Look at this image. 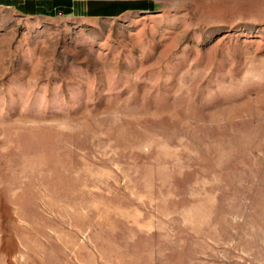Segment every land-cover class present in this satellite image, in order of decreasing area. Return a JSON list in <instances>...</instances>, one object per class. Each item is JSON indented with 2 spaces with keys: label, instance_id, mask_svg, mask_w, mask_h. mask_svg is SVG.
I'll use <instances>...</instances> for the list:
<instances>
[{
  "label": "rangeland",
  "instance_id": "obj_1",
  "mask_svg": "<svg viewBox=\"0 0 264 264\" xmlns=\"http://www.w3.org/2000/svg\"><path fill=\"white\" fill-rule=\"evenodd\" d=\"M0 264H264V0L0 3Z\"/></svg>",
  "mask_w": 264,
  "mask_h": 264
},
{
  "label": "crops",
  "instance_id": "obj_2",
  "mask_svg": "<svg viewBox=\"0 0 264 264\" xmlns=\"http://www.w3.org/2000/svg\"><path fill=\"white\" fill-rule=\"evenodd\" d=\"M185 1L191 0H0V3L26 15L99 20L149 13Z\"/></svg>",
  "mask_w": 264,
  "mask_h": 264
}]
</instances>
